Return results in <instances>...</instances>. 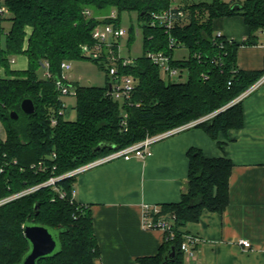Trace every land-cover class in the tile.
Masks as SVG:
<instances>
[{"label": "trees", "instance_id": "trees-1", "mask_svg": "<svg viewBox=\"0 0 264 264\" xmlns=\"http://www.w3.org/2000/svg\"><path fill=\"white\" fill-rule=\"evenodd\" d=\"M4 3L11 26L4 34V47H0V66L5 71V76H0V123L5 130V139H0V158L4 154L6 162L0 172V198L106 157L147 136L162 134L211 114L194 127L217 141L220 133L226 135L231 129L242 128V100H235L264 75V69L250 72L238 69L239 44L217 38L213 28L215 19L240 15L249 30L242 44H255L257 32L264 33V0H243L237 3L239 8L223 0L177 6L172 5V0H4ZM170 8L183 11L170 34L187 49L186 59L175 60L174 49L168 46V33L158 25L150 26L152 13ZM113 10L116 12L113 23L117 26L122 11L135 12L142 23L144 55L135 59L133 66L119 68V73L135 79L129 100L119 102L109 94L106 74L102 88L74 85L75 120H66L64 110L56 125L51 126L50 116L62 106L54 85L63 74L61 63L83 59L82 47L91 48L94 44L93 29L112 22L106 16ZM2 19L0 16V22ZM218 43H222V48L217 47ZM148 51L170 56L172 67L181 74L188 71L187 80L163 79L159 68L146 57ZM197 53L201 54L200 60L195 56ZM16 55L27 58L25 70H10L9 58ZM217 57L221 66L212 62ZM44 63H48L50 77L39 74ZM202 72L209 75L207 80L200 78ZM26 98L34 105L31 115L20 109ZM11 111L16 112V119L10 117ZM122 111L126 113L123 126ZM217 144L220 148L223 145L219 141ZM187 157L188 177L180 200L160 205L158 215L173 217V237L164 241L154 257L142 259L141 264H180V244L184 240L180 228L198 221L203 210L222 213L228 205L232 162L224 157L205 158L196 148L189 149ZM38 161L43 162L44 170L30 168ZM75 182L73 176L57 182V188L65 193L63 198L46 186L0 205V264H20L30 247L23 232L27 224L44 226L57 235L55 253L40 259L38 264H93L98 248L92 219L88 206L71 198Z\"/></svg>", "mask_w": 264, "mask_h": 264}, {"label": "crops", "instance_id": "crops-1", "mask_svg": "<svg viewBox=\"0 0 264 264\" xmlns=\"http://www.w3.org/2000/svg\"><path fill=\"white\" fill-rule=\"evenodd\" d=\"M223 1L236 5L243 0ZM186 3L194 2L173 6ZM213 28L239 44L238 69H264V33L257 32L255 44H242L249 30L240 15L215 19ZM20 57H24L26 65L21 69L25 70L27 58ZM15 63L13 59L10 70H16ZM3 70L0 66V72ZM241 105L243 126L226 135L220 133L217 141L223 143L221 148L201 128L191 127L153 143L151 155L144 159L116 158L77 175L74 200L88 206L98 248L93 264H141L142 259L158 253L165 232L143 227L142 208L144 204L179 202L191 148L199 149L205 158H227L233 167L225 210H203L198 221L180 228L183 235L199 240L194 257L182 252L180 264H264V83L246 95ZM0 139H5L1 123ZM241 239L248 240L250 246H241Z\"/></svg>", "mask_w": 264, "mask_h": 264}, {"label": "built area", "instance_id": "built-area-1", "mask_svg": "<svg viewBox=\"0 0 264 264\" xmlns=\"http://www.w3.org/2000/svg\"><path fill=\"white\" fill-rule=\"evenodd\" d=\"M5 14H8V10L6 6L0 7V16H4ZM183 16V11L177 8L173 9H167L159 13H152L150 15V26H160L164 29L166 33L169 35L168 40V46L170 49H175L179 44L177 41L171 36L170 31L172 30L174 23L177 19L181 18ZM107 19L111 20L112 22L97 25L93 31H92V38L94 39V44L91 46V48L87 46L82 47L83 53L90 52V55L92 54L93 58H100V62L103 64L105 63V70L108 77L109 82V94L114 98L119 100V102H127L131 96L132 91L135 87V79L130 74H123L119 73L120 67H127V66H133L135 59H132L130 57L124 58L120 56V39L125 35V31L120 27V25H115L113 22L116 19V12L113 10L111 11L107 16ZM215 36L217 38H223L227 39L229 41H232L226 37H224L220 32H215ZM217 47L222 48V43H218ZM197 59H201V54L197 53L195 54ZM146 57L154 64L156 65L160 70V75L163 79H170L177 75L178 70L171 65V58L170 56L164 54L163 52H151L148 51L146 53ZM13 62V59L11 60ZM212 62L217 66H221L220 58H213ZM63 74L58 77L55 80V88L59 92L60 99L64 96H70L75 97L76 96V87L73 83H71L68 78L65 76L66 72L70 70V62L64 61L60 65ZM44 77H50V73L48 71V63H44V71H43ZM200 78L203 80H207L209 78V75L205 72H202L200 74ZM264 83V75H262L252 86H250L243 94H241L235 101L242 100L246 95H248L250 92H252L254 89H256L259 85ZM66 109V106L62 103V106L60 109L57 110L56 113L52 114L50 116V125L55 126L58 120V117H61L64 115V110ZM122 120L121 124L122 126L125 125V118L126 113L125 111L121 112ZM212 115V114H211ZM211 115L204 116L202 118H199L197 120L191 121L187 124H184L180 127H177L175 129H172L170 131L164 132L162 134H158L155 136H147L144 138V140L139 141L137 143H134L130 146H127L123 149H120L116 152L111 153L110 155L97 159L93 162H90L86 165L80 166L78 168H75L71 171H68L64 174L58 175V176H50L46 181L43 183L33 186L31 188L24 189L20 192L7 195L3 198H0V205H3L13 199H16L18 197L24 196L25 194L31 193L35 191L36 189H39L40 187H46L50 186L53 190L57 191L60 198H63L65 196V193L63 191H60L57 188V182L62 180L63 178L68 177H77V175L95 165L101 164L103 162L116 159V158H123L125 160H128L132 157L138 158V159H144L151 155V146L153 143H155L158 140L163 139L164 137H167L168 135L172 133H176L181 130H185L191 127H194L196 124L210 118ZM5 155L3 154L0 158L1 165H0V172H3L4 166L6 165V162L3 160ZM15 163V161H13ZM32 170L35 171H42L45 169L43 162L38 161L36 164H32L30 166ZM54 169V167H53ZM71 198H74V189L71 192ZM160 206H151L148 204H144L142 208V225L144 228L147 229H158L165 232V240L171 239L173 237V229H172V220L171 218H165L160 215ZM155 216H157L155 218ZM183 242L180 244V249L183 253H185L189 258L194 257L195 253V247L198 244V238L190 235H183ZM239 244L243 247H249L250 243L248 240L241 239L239 240Z\"/></svg>", "mask_w": 264, "mask_h": 264}, {"label": "rangeland", "instance_id": "rangeland-1", "mask_svg": "<svg viewBox=\"0 0 264 264\" xmlns=\"http://www.w3.org/2000/svg\"><path fill=\"white\" fill-rule=\"evenodd\" d=\"M205 2L208 0H172V5H176L177 3L182 2ZM5 6L4 0H0V7ZM8 15V14H6ZM3 17V16H2ZM4 20L1 23V33H0V47L3 48L5 45V37L4 34L7 33L8 28L10 26V22L7 19V16L3 17ZM120 27L125 31V35L120 39V56L124 58H132L138 59L142 57L144 54L143 47V29L142 23L138 21L137 14L135 12H125L122 11L119 17ZM188 57L187 49L178 45L173 52V58L175 60L186 59ZM14 59L16 63L14 67H16L15 71H22L26 64L24 61V57H20V55H16L9 58ZM92 54L90 52L83 53V59L70 61V70L66 72L65 76L68 80L74 85L79 86H93V87H104L106 83V72H105V63L97 62L95 63L93 60ZM11 63V62H10ZM9 63V65H11ZM19 69V70H17ZM43 71H40V75L43 76ZM0 74L5 75V71L3 70ZM188 77V71L183 70L182 74L178 71L177 75H175L172 79L177 80L178 82H185ZM62 103L66 106L67 112L64 118L66 120L74 121L76 118V111L74 106L76 104L75 97L64 96L61 98ZM3 136V133H2Z\"/></svg>", "mask_w": 264, "mask_h": 264}, {"label": "water", "instance_id": "water-1", "mask_svg": "<svg viewBox=\"0 0 264 264\" xmlns=\"http://www.w3.org/2000/svg\"><path fill=\"white\" fill-rule=\"evenodd\" d=\"M233 8H239V5H233ZM21 111L26 115H31L34 112L33 102L26 98L20 103ZM12 119L17 118L14 111L10 112ZM100 147V144L97 148ZM25 238L29 241L30 247L20 264H38L40 259L53 255L57 248V235L48 228L37 225L27 224L23 229ZM171 257L174 256V251L171 249Z\"/></svg>", "mask_w": 264, "mask_h": 264}]
</instances>
